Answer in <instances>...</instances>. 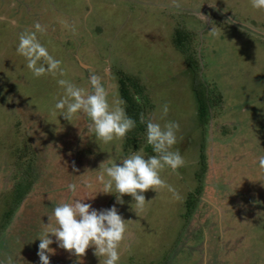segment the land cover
I'll return each instance as SVG.
<instances>
[{
	"label": "rangeland",
	"instance_id": "1",
	"mask_svg": "<svg viewBox=\"0 0 264 264\" xmlns=\"http://www.w3.org/2000/svg\"><path fill=\"white\" fill-rule=\"evenodd\" d=\"M177 2L179 8L172 0H0V260L40 264L39 237L55 224L54 207L96 195L84 202L97 210L115 205L127 220L119 264H264V9L251 0ZM36 22L46 27L38 38L62 61L63 76L36 78L17 53L19 35L35 31ZM93 73L110 103L122 98L120 79H139L145 97L133 94L142 103L134 100L131 114L179 123L173 150L186 164L161 175L180 199L166 188L148 190L137 210L130 195L119 204L117 194L99 192V177L108 179L101 164L155 153L146 133L135 148L124 139L105 144L86 114L71 122L60 116L57 80L91 92ZM50 247V264L104 259L93 248L77 257L55 242Z\"/></svg>",
	"mask_w": 264,
	"mask_h": 264
},
{
	"label": "clouds",
	"instance_id": "2",
	"mask_svg": "<svg viewBox=\"0 0 264 264\" xmlns=\"http://www.w3.org/2000/svg\"><path fill=\"white\" fill-rule=\"evenodd\" d=\"M251 4L255 9H264V0H251ZM172 6L179 8L181 5L177 0H172ZM199 15L203 16L201 13ZM34 29L35 31H24L19 35L17 53L26 59V66L34 77L49 74L55 76L57 73L63 76L62 61L51 55L38 38L37 34L45 33L46 27L36 22ZM209 32L212 35L217 34L213 27ZM89 80L91 92L77 87L68 80L58 79L57 83L64 89V95L56 102L55 109L69 122L77 113L86 114L92 122L89 127L93 128L96 138L105 144L115 139L126 138L127 134L137 127V121L127 114V102L121 98L110 103L109 90L101 77L93 73ZM133 99L137 103H142L138 95H134ZM168 112L169 105L166 103L162 107L160 119L165 120ZM139 124L146 126V142L152 147L155 155L145 156L141 150L122 158L121 164L117 162H113L111 166L101 164V171L108 179L105 180L104 175L99 177L103 183V188L99 192L117 194L116 202L119 204L124 203L125 194L130 195L136 209L143 210L148 201L144 194L148 190L157 193L166 188L176 199H180L179 194L161 173L168 168L178 174V170L185 166L186 161L179 150H173L178 142L177 133L180 130L178 122L166 120L161 124L154 122V117L140 113ZM259 165L264 168V156L259 158ZM68 189L76 192L77 185L69 184ZM95 196L77 198L54 207L55 224L39 237L37 255L40 264H50L49 253L55 254V249L50 245L54 242L58 247L77 257L85 256L87 250L93 248L97 257L104 258L102 264H119L120 245L126 239L128 230L127 220L122 217L115 205L97 210L92 204L84 202ZM51 219L49 217V221ZM0 264H12V260L9 257L7 261L0 260Z\"/></svg>",
	"mask_w": 264,
	"mask_h": 264
},
{
	"label": "trees",
	"instance_id": "3",
	"mask_svg": "<svg viewBox=\"0 0 264 264\" xmlns=\"http://www.w3.org/2000/svg\"><path fill=\"white\" fill-rule=\"evenodd\" d=\"M190 55H192V54H190ZM186 62H187V64L189 65V64H191V62L193 61V56H191L189 59H187V60H185ZM131 76V75H130ZM130 76H126V81H122L121 79H120V81H121V85H120V88H121V90H122V96H120V97H122L126 102L127 101H129L130 103H129V105L127 104V106H126V111H127V113H128V115L130 116V117H132L133 119H135L136 121H137V127L134 129V130H132V131H130L128 134H127V136H126V138H124V144L126 145L127 143L128 144H131L134 148L135 147H137V145H141L142 144V142H143V139H144V134L146 133V126L145 125H142V124H139V121H138V118H139V116H138V112H136V113H134L133 115L131 114L132 113V110H134V105H135V101H134V99H133V94L134 93H137V94H139V95H141L142 97H145V93L143 92H141V90L139 91V86H138V84L141 82L139 79H137V78H135V77H130ZM131 82H132V87L131 86H129V83L131 84ZM143 88V87H142ZM141 89V88H140ZM136 90V91H135ZM139 92H141V93H139ZM144 95V96H143ZM136 111V110H135ZM143 136V137H142ZM16 149H19L18 147H16ZM15 149V150H16ZM152 152H153V150H152ZM28 183V181L27 182H25V186H26V184ZM30 183V182H29ZM27 187V186H26ZM29 187H30V184H29ZM29 187H28V189H29ZM27 192V189L25 190V193ZM11 197V196H10ZM17 199V198H16ZM16 199H13V200H16ZM13 202L14 201H10V202H8L7 204H6V207H4V212H2V219H1V221H2V225H6V224H8V222H9V220H10V218H11V216H10V212H11V210H12V204H13ZM191 206V205H190ZM13 207H15V205L13 206ZM187 207H189V206H187ZM3 226V227H4ZM2 227V228H3Z\"/></svg>",
	"mask_w": 264,
	"mask_h": 264
},
{
	"label": "crops",
	"instance_id": "4",
	"mask_svg": "<svg viewBox=\"0 0 264 264\" xmlns=\"http://www.w3.org/2000/svg\"><path fill=\"white\" fill-rule=\"evenodd\" d=\"M2 230H4V229H2Z\"/></svg>",
	"mask_w": 264,
	"mask_h": 264
}]
</instances>
